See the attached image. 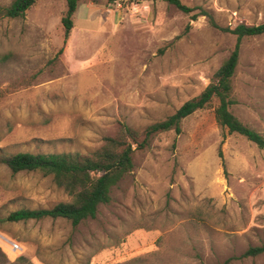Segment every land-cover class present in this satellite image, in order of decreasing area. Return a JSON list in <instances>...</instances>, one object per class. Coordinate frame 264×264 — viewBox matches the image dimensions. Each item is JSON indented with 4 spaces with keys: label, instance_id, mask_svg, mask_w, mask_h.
Instances as JSON below:
<instances>
[{
    "label": "rangeland",
    "instance_id": "1",
    "mask_svg": "<svg viewBox=\"0 0 264 264\" xmlns=\"http://www.w3.org/2000/svg\"><path fill=\"white\" fill-rule=\"evenodd\" d=\"M116 1L78 0L67 41V0L0 14V264H264L244 257L264 245V149L217 124V100L136 151L95 219L7 221L70 201L51 176L14 174L9 157L89 154L202 93L237 38L193 15L220 28L264 24V0H180L192 14L164 0H138L149 11L133 14ZM233 84L231 111L264 137V35L243 39Z\"/></svg>",
    "mask_w": 264,
    "mask_h": 264
},
{
    "label": "trees",
    "instance_id": "2",
    "mask_svg": "<svg viewBox=\"0 0 264 264\" xmlns=\"http://www.w3.org/2000/svg\"><path fill=\"white\" fill-rule=\"evenodd\" d=\"M185 14H192L195 9L182 4L180 0H164ZM37 0H14L8 7L0 8V14L11 19L24 18L26 11ZM67 11L62 18L64 39L67 41L74 28V17L78 8V0H67ZM205 16L210 24L223 32L237 38L233 52L214 74L211 83L202 93L184 103L173 115L165 120L149 126L143 133L123 125L115 137L106 138L103 146L89 154L53 153L32 154L18 153L5 160L8 168L14 173L39 172L51 176L60 189L70 197L69 202H62L50 209H21L12 212L7 221L20 223L42 221L46 219H63L77 228L98 215L99 207L111 202L113 188L134 169V154L143 150L153 138L169 131L181 133L182 122L199 110H204L214 100L217 124L229 135L237 134L264 149V137L245 125L233 112L236 104L233 98L237 67L240 61L243 39L264 35V24L257 26L239 25L235 29L220 28L210 13L201 11L192 16L193 20ZM264 254V245L251 247L244 257H258Z\"/></svg>",
    "mask_w": 264,
    "mask_h": 264
},
{
    "label": "built area",
    "instance_id": "3",
    "mask_svg": "<svg viewBox=\"0 0 264 264\" xmlns=\"http://www.w3.org/2000/svg\"><path fill=\"white\" fill-rule=\"evenodd\" d=\"M117 7L122 8L123 5H127V8L132 11L133 14H141L143 12H147L149 11V5L146 4L145 2H141L138 0H124V1H116ZM1 242H3L4 244H8V242H6V240L4 239H0ZM10 245V244H9ZM12 246L15 250H17L19 248V246L17 244H13Z\"/></svg>",
    "mask_w": 264,
    "mask_h": 264
}]
</instances>
